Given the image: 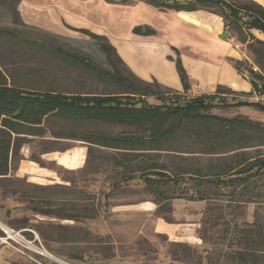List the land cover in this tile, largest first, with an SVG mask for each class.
<instances>
[{
	"label": "rangeland",
	"instance_id": "1",
	"mask_svg": "<svg viewBox=\"0 0 264 264\" xmlns=\"http://www.w3.org/2000/svg\"><path fill=\"white\" fill-rule=\"evenodd\" d=\"M206 8L210 14L222 10L217 6ZM234 29L233 26L225 28L227 38L234 39L245 54L242 71L248 75L251 67L259 69L254 55L247 44L237 39ZM79 30L80 27L65 24L59 34L45 33L14 23L11 10L0 6V32L4 33L0 34V66L5 67L13 84L32 91L122 93L125 87L100 78L74 60L50 50L54 45L67 56L86 57L105 71L113 72L95 41ZM154 91L159 94L157 97L145 98L149 105L160 106L178 98L180 106H185L196 98L188 93L177 95L163 86ZM222 92L207 102L210 114L228 118L240 115L264 123V114L257 110L245 108L244 113L233 110L235 103L247 98L235 92ZM260 102L264 103V98ZM45 130L41 137H26L21 159L13 166L11 175L0 180V249L6 248L15 254L11 264H232L225 262L224 257L240 250L233 241L234 225L246 224L248 211L243 206L235 208L225 203L232 187L213 185L211 181L215 173L223 170L224 164H231L234 155L216 157L147 150L126 153L56 138L98 132L126 137L136 131L124 126L78 121L70 116L49 119ZM185 142L191 144L189 140ZM182 144H172L171 148ZM78 151L86 152L85 163L80 168L61 165L55 160L57 155ZM246 154L264 155V148L252 149ZM24 162L27 164L22 171ZM119 162L126 164L118 166ZM158 166L167 177L159 180L158 176L151 175L156 184L150 187L145 177L157 172ZM200 193L213 194L205 208L190 204ZM257 203L264 204V199ZM143 204L154 206L151 217L128 212ZM43 211L57 217L43 215ZM256 212L264 222V206H258ZM189 218L195 221L190 222ZM158 219L178 229L195 228L189 237L194 235L197 240L179 241L156 232ZM59 225L65 229L59 232L50 229ZM44 234L53 238L52 241H45ZM77 256L81 259H73Z\"/></svg>",
	"mask_w": 264,
	"mask_h": 264
},
{
	"label": "trees",
	"instance_id": "2",
	"mask_svg": "<svg viewBox=\"0 0 264 264\" xmlns=\"http://www.w3.org/2000/svg\"><path fill=\"white\" fill-rule=\"evenodd\" d=\"M130 1L136 0H122L124 3ZM140 1H146L159 9L178 12L209 11L206 8L208 6L221 8V12L211 13L223 19L225 28L235 27L234 32L237 39L242 44H247L259 69L256 71L251 67L247 76L254 93L264 96V41L257 39L251 33L252 30H256L264 35L263 6L249 0H185L184 3L177 1L174 4L170 1L164 2L165 4L158 0ZM19 3L20 0H0V6L11 10L14 23L26 26L18 11ZM79 32L95 41L113 72L105 71L86 57L67 56L61 48L54 45L50 46V50L61 57L74 60L100 78L110 79L115 84L125 87V90L119 94H63L54 91H32L13 84L5 67L1 65L0 180L7 179L13 171V166L21 159V151L27 142V136L41 137L46 133L45 124L49 119L57 116H70L78 121L124 126L136 131L126 137L109 136L98 132L83 136L77 134H69L67 137L57 135L56 138L82 141L90 145L126 153L147 150L216 157L234 155L232 156L234 158L229 162L231 164L223 165L225 172L221 170L214 174L211 181L213 185L233 187L232 192L228 195L231 200L257 203V200L264 199V155L249 157L246 154L249 150L264 148V123L252 121L240 115L228 118L215 116L209 112L210 106L207 104L209 100L216 99L223 94L222 91L233 93L232 90L220 87L215 95L193 98L185 106H180L178 98L160 106L149 105L145 98L157 97L159 94L155 93L154 89L162 86L156 81L145 82L133 74L106 37L93 34L88 30H79ZM135 33L151 34L153 32L136 29ZM0 34L4 33L0 32ZM234 66L240 73L245 74L242 71V61H234ZM177 68L185 93H187L189 91L188 77L180 61L177 63ZM140 103L141 107H139ZM242 107H252L264 112V103L260 101L243 100L232 106L236 111ZM186 140H189L191 144H185ZM179 142L183 144L171 148L172 144ZM126 161L127 163L132 162V160ZM125 164V162H119L118 166ZM156 169H158L157 172L148 173V176L145 177V181L150 187L156 184L151 175L158 176L159 180L167 177L162 168ZM228 175H230L229 178H224ZM236 191L238 194L235 196ZM217 195L215 194V196ZM212 196L213 194L208 196L200 193L198 200H209ZM43 215L57 217L47 211H43ZM71 219L73 220V218ZM50 229L59 232L65 228L59 225L50 226ZM233 234L234 245H237L240 250L227 254L224 257L225 262L264 264V222L257 212L253 223H246L242 226L234 225ZM43 239L52 241L53 238L45 237L44 234ZM54 241L60 242L58 239ZM73 259H81V257L77 256Z\"/></svg>",
	"mask_w": 264,
	"mask_h": 264
},
{
	"label": "crops",
	"instance_id": "3",
	"mask_svg": "<svg viewBox=\"0 0 264 264\" xmlns=\"http://www.w3.org/2000/svg\"><path fill=\"white\" fill-rule=\"evenodd\" d=\"M249 1L264 7V0ZM18 11L26 26L45 33L59 34L67 24L106 37L126 67L145 82L156 81L165 88L184 94L177 68L180 61L188 77L187 93L194 97L215 95L221 87L247 98L249 102H259L264 98L254 93L248 76L235 68L234 61H242L245 54L234 39L225 36L222 19L206 11L159 9L140 0L126 3L122 0H20ZM136 29L153 33L137 34ZM251 33L264 41V35L259 31L252 30ZM245 108L254 109L242 107L239 111L244 113ZM85 154L80 151L72 155H57L55 160L77 169L85 163ZM26 164H22V171ZM225 203L235 208L245 207L248 215L244 221L247 223H253L257 207L264 206L254 201L231 199H226ZM190 204L205 208L210 200L194 199ZM154 211L153 205L144 204L128 210L141 217L145 214L151 217ZM189 221L195 220L189 218ZM154 228L156 232L174 236L179 241L197 240L194 235L189 237L196 230L192 227L178 229L158 219ZM14 255L6 248L0 249V264H11Z\"/></svg>",
	"mask_w": 264,
	"mask_h": 264
},
{
	"label": "water",
	"instance_id": "4",
	"mask_svg": "<svg viewBox=\"0 0 264 264\" xmlns=\"http://www.w3.org/2000/svg\"><path fill=\"white\" fill-rule=\"evenodd\" d=\"M228 34L227 33H225V36H227Z\"/></svg>",
	"mask_w": 264,
	"mask_h": 264
}]
</instances>
